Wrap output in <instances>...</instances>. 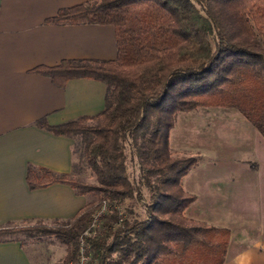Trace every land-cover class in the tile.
<instances>
[{
  "label": "trees",
  "instance_id": "1",
  "mask_svg": "<svg viewBox=\"0 0 264 264\" xmlns=\"http://www.w3.org/2000/svg\"><path fill=\"white\" fill-rule=\"evenodd\" d=\"M46 22L114 29V59L32 70L57 86L74 78L106 84L97 114L37 121L74 140L72 171L30 166L26 174L31 189L63 183L93 198L70 218L50 221L53 227L3 225L0 241L63 245L64 256L49 264L79 263L81 250L84 264H222L229 229L184 215L195 196L182 179L200 154L179 157L169 132L179 113L213 106L237 110L264 138V0H88ZM84 170L96 183L77 177Z\"/></svg>",
  "mask_w": 264,
  "mask_h": 264
},
{
  "label": "crops",
  "instance_id": "2",
  "mask_svg": "<svg viewBox=\"0 0 264 264\" xmlns=\"http://www.w3.org/2000/svg\"><path fill=\"white\" fill-rule=\"evenodd\" d=\"M85 1L0 0V227L68 219L86 202L67 184L31 189L26 181L30 166L72 171L74 140L49 132L37 121L55 125L95 115L105 107L104 82L74 78L57 86L32 71L65 59L116 57L111 25L46 22L60 8ZM243 141L246 146L230 158V166L208 168L200 160L182 179L184 191L195 196L184 215L229 229L222 264H264V138ZM0 264L33 260L20 241L4 240Z\"/></svg>",
  "mask_w": 264,
  "mask_h": 264
},
{
  "label": "rangeland",
  "instance_id": "3",
  "mask_svg": "<svg viewBox=\"0 0 264 264\" xmlns=\"http://www.w3.org/2000/svg\"><path fill=\"white\" fill-rule=\"evenodd\" d=\"M240 115L235 109L213 106H202L194 112L179 113L171 133V145L174 148L172 150L179 157L194 156L195 153H199L203 167L230 166V158L239 154L246 146L243 138L260 135L255 127L249 122H244ZM77 177L88 183H96L89 170L77 173ZM92 198L91 195L85 196L86 201ZM36 222L18 225L27 226ZM43 222L49 227L54 226L50 221ZM21 237L26 242L33 264L54 263L65 254L63 245H51L46 243L47 240L33 241L24 236ZM44 239H51V237L46 236Z\"/></svg>",
  "mask_w": 264,
  "mask_h": 264
},
{
  "label": "built area",
  "instance_id": "4",
  "mask_svg": "<svg viewBox=\"0 0 264 264\" xmlns=\"http://www.w3.org/2000/svg\"><path fill=\"white\" fill-rule=\"evenodd\" d=\"M105 209H107L106 206L102 205L101 208L98 211H96L95 220H97L105 212ZM81 244H82V240H81ZM85 260H86V257L83 255L82 250H81V256H80V260L78 264H84Z\"/></svg>",
  "mask_w": 264,
  "mask_h": 264
}]
</instances>
